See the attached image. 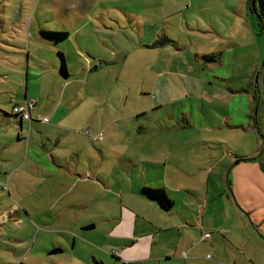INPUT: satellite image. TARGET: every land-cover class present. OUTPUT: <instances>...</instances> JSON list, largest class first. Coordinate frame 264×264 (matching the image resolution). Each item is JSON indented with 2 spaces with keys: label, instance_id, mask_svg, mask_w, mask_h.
I'll return each mask as SVG.
<instances>
[{
  "label": "rangeland",
  "instance_id": "rangeland-1",
  "mask_svg": "<svg viewBox=\"0 0 264 264\" xmlns=\"http://www.w3.org/2000/svg\"><path fill=\"white\" fill-rule=\"evenodd\" d=\"M248 1L0 0V38H11L2 30L1 20L7 19V26H19L14 13L21 9L36 14L38 28L62 27L53 15L57 10L67 15L70 31L82 37L83 52L76 40L75 50L67 44L68 65L73 69L82 60L103 64L92 76L65 86L54 81L55 68L43 76L44 87L57 94L60 104L62 96L67 103L82 95L63 124L73 129L62 142L91 144L92 137L85 133L91 128L93 136L103 134L99 142H105L111 154L161 163L165 156L175 157L183 161L184 170L202 174V183L187 177L188 185L217 193L203 227L204 238L209 236L208 262L203 264H264V34ZM40 32L55 31H39L38 35ZM166 33L175 43L153 49ZM204 55L222 57L216 63L203 59ZM217 68L218 76L229 78L226 82L212 81L211 85L203 80L205 73ZM202 70L204 75H200ZM38 80L31 81L30 87ZM5 81L0 82V106L6 107L0 108V128L7 124L5 113L11 114L10 94L24 91L21 83ZM232 91L241 93L232 96ZM192 99L204 101L198 105ZM48 112L43 106L41 116L33 112L34 119ZM18 128L5 126L0 134L8 139L2 142H28L38 129L44 133L46 128L57 133L60 129L45 123L37 130H29L28 124L23 130ZM171 142L174 150L169 148ZM19 151L20 147L12 148L9 143L0 148V170L13 165L9 174L0 175V264H56L81 258L85 251H72L67 237L55 230L67 224L61 221L69 218L67 214L57 218L55 210L54 215H46L48 224L39 222V177L24 170L13 172ZM235 155L255 159L240 161ZM195 159L207 166L198 170L201 166ZM211 172L224 173L223 180L208 185ZM79 190L90 192L92 188ZM89 216H95L92 210ZM54 241L67 248L49 254L46 249H52ZM93 247L90 249L99 255L94 249L97 246Z\"/></svg>",
  "mask_w": 264,
  "mask_h": 264
},
{
  "label": "crops",
  "instance_id": "crops-1",
  "mask_svg": "<svg viewBox=\"0 0 264 264\" xmlns=\"http://www.w3.org/2000/svg\"><path fill=\"white\" fill-rule=\"evenodd\" d=\"M14 14L17 19L16 24L19 23V26H7L8 20L5 18L4 21L1 20L2 30L9 32L11 38L8 40H4L3 36L0 38V82H6L7 79L8 83H21L20 86L24 87V91L17 95L10 94L12 95L9 98L10 103L12 102L11 114L5 113L7 121L4 123L7 124H3L0 131H4L5 126L10 125L23 130L27 124L29 130L32 127L37 130L40 124L45 123L44 118L50 120L45 124L60 129L58 133L51 132L47 128L46 133L38 129L37 133H33V139L28 142H2L8 137L0 134V148H4L7 143L12 148L20 147L19 161L15 163L13 172L24 170L39 177L41 202L39 222L48 224L46 215H54L55 210H57V218H62L64 214L69 217L61 219L67 224L55 230L56 232L61 230V234L67 237L72 251L79 253L85 251V253L81 258L56 264H127L128 262L203 264L208 262L206 258L208 241L204 238L203 227L206 226L205 217L209 204L217 198V193H212L208 188L201 192L199 187L188 185L187 177H196L194 179L202 183V174L190 169L184 170L183 161L175 157L165 156V161L161 163L151 159L129 157L121 153L111 154L107 150V144L99 140L92 139L91 144L62 142L66 133L73 129L72 126L63 124L73 114V108L78 101H81L82 95L78 94L67 103H64L62 96L63 101L60 104L57 94L44 87L43 76L50 69L55 68L52 74L54 81L65 86L74 79L92 76L103 64L99 66L95 61L82 60L73 69L68 65L69 59L65 53L68 43L74 50L76 44L81 52L84 50L80 47L81 35L70 31L72 27L64 12L56 10L53 14L55 19L63 24L62 27L55 29L43 25L38 28L35 25L36 21L34 23L36 14H33L31 9H21L20 13ZM129 15L133 17L132 14ZM39 31L66 32L68 37L62 42H56L44 36L42 32L38 35ZM164 37L175 42L168 33ZM75 40L77 43L73 44ZM161 47L164 46L157 43L152 45L153 49ZM59 53L63 54L66 62V75L61 72L62 60ZM219 66L222 67V64L220 63ZM217 71L218 68L206 74L205 70H202L200 75L205 73L202 78L211 85L212 81L222 84L229 79L227 75L218 76ZM37 79H40L39 82L33 84L31 88L30 82ZM238 93L241 92L232 91L231 95ZM9 101L7 106H10ZM192 101L202 105L204 100L192 99ZM27 102H32L34 105L31 110V123L13 114L15 106H25ZM43 106L47 107L49 112L37 121L33 112L36 111L38 116H41ZM0 108L6 107L1 105ZM139 116L141 115L137 117ZM88 124V122L84 123L85 126ZM87 130H91L94 135L91 128L86 129L85 133ZM137 131L141 133L143 130L138 127ZM99 137L104 136L101 133ZM22 138L21 134H18V141ZM169 148L174 150L172 142ZM6 154L7 152H4L1 156L4 157ZM247 158L255 159L253 155L236 156L237 160ZM194 163L199 164L197 159ZM204 165L199 164L198 167H201L198 170L207 166ZM262 165L263 163L261 164L263 170ZM11 167L13 165L4 167L3 172L0 170V175L9 174L8 169ZM223 177L222 172L220 174L211 172L207 184L210 185L212 180L221 182ZM82 186L91 187V193L79 190ZM145 188L162 189L173 202V207L167 210L155 200L148 198L143 194ZM61 189H64L65 193L62 194ZM220 194L219 192L218 195ZM90 210L95 216H89ZM251 210L253 209L248 211ZM69 229L72 232H69ZM52 244V249H46L49 254H59L67 248L61 242L54 241ZM82 244H86L87 247ZM92 246H97V249L93 248L100 253L99 255L90 249Z\"/></svg>",
  "mask_w": 264,
  "mask_h": 264
},
{
  "label": "trees",
  "instance_id": "trees-1",
  "mask_svg": "<svg viewBox=\"0 0 264 264\" xmlns=\"http://www.w3.org/2000/svg\"><path fill=\"white\" fill-rule=\"evenodd\" d=\"M251 0L248 1V5L249 8L252 10L251 6ZM256 16L259 20V26H260V32L264 34V0H257L256 1ZM42 34L46 37H48L51 40H54L56 42H62L64 41L67 37H68V33L66 32H42ZM175 42L171 39H169L168 37H161L159 38V40L157 41V45L160 46H166L169 44H174ZM60 58L62 60V64H61V72L62 74L66 75L67 74V68H66V62L64 59V56L62 53H59ZM220 56H216V55H204L202 58L208 61H216L220 60L219 59ZM14 110V108H13ZM14 113V111H13ZM16 117H20L22 118V116L18 115V114H14ZM22 120H24L22 118ZM248 160H254V159H241L240 161H248ZM262 168L264 170V163L262 165ZM143 194L146 195L148 198L155 200L156 202H158L160 205H162L163 208L169 210L173 207V202L168 198V196L166 195V193L162 190V189H151V188H145L143 190ZM57 251V250H56ZM19 264H26L24 262H20Z\"/></svg>",
  "mask_w": 264,
  "mask_h": 264
},
{
  "label": "built area",
  "instance_id": "built-area-1",
  "mask_svg": "<svg viewBox=\"0 0 264 264\" xmlns=\"http://www.w3.org/2000/svg\"><path fill=\"white\" fill-rule=\"evenodd\" d=\"M34 105L32 102H27L25 106H15L14 107V114H18L22 116V118L26 121H29L31 123L32 117H31V110L33 109ZM43 121L45 123H48L50 120L48 118H44ZM86 134L92 137L94 141L102 140L103 138L99 136H93L91 130H87ZM209 237L208 235H205V238ZM127 264H135L134 262H128Z\"/></svg>",
  "mask_w": 264,
  "mask_h": 264
},
{
  "label": "water",
  "instance_id": "water-1",
  "mask_svg": "<svg viewBox=\"0 0 264 264\" xmlns=\"http://www.w3.org/2000/svg\"><path fill=\"white\" fill-rule=\"evenodd\" d=\"M256 1L257 0H251V8L253 10V12L256 14L257 11H256Z\"/></svg>",
  "mask_w": 264,
  "mask_h": 264
},
{
  "label": "bare ground",
  "instance_id": "bare-ground-1",
  "mask_svg": "<svg viewBox=\"0 0 264 264\" xmlns=\"http://www.w3.org/2000/svg\"><path fill=\"white\" fill-rule=\"evenodd\" d=\"M14 114V113H13ZM22 120V119H21Z\"/></svg>",
  "mask_w": 264,
  "mask_h": 264
}]
</instances>
